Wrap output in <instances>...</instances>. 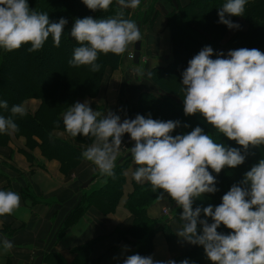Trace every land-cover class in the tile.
Wrapping results in <instances>:
<instances>
[{"label":"clouds","instance_id":"clouds-1","mask_svg":"<svg viewBox=\"0 0 264 264\" xmlns=\"http://www.w3.org/2000/svg\"><path fill=\"white\" fill-rule=\"evenodd\" d=\"M119 6L115 15L107 18L75 19L70 31L78 47L73 50L71 67L86 66L99 72L100 54L120 56L142 39L135 21L125 18V9H137L141 0H115ZM248 0H226L218 11L219 23L228 29H239L227 17H243ZM91 11L107 12L113 0H82ZM68 21H51L47 12L31 9L28 0H0V50L12 52L30 45L28 52L43 48L52 38L59 47ZM215 55V59H213ZM151 77V73H147ZM183 111L186 116L201 115L207 124L240 148L226 147L216 142L197 126L187 134L172 133L180 121H163L136 115L121 117L112 111L101 116L89 102H76L63 114L65 132L76 138L92 137L93 142L81 153L101 176L115 178L116 160L122 139L129 135L134 146L127 149L133 164L132 178L148 183L157 200L165 193L182 209L183 222L176 236L190 244L202 246L211 264H264V159L252 166L239 184H234L213 208H193L194 201L204 194H215L217 175L227 167L244 164L250 148L264 145V52L258 48H238L214 53L211 46L203 47L188 61L182 72ZM0 101V109H8ZM10 115H0V134L19 131L14 117L26 115L23 104H15ZM188 127V125H184ZM241 149L243 151H241ZM162 190V191H161ZM20 207L18 193L0 190V217L12 215ZM208 219H200L201 212ZM223 225L229 234L218 232ZM199 226V231H198ZM4 251L14 245L0 237ZM127 251V248H125ZM123 264H176L175 260L160 261L152 256L132 254ZM180 264H190L184 259Z\"/></svg>","mask_w":264,"mask_h":264},{"label":"trees","instance_id":"trees-1","mask_svg":"<svg viewBox=\"0 0 264 264\" xmlns=\"http://www.w3.org/2000/svg\"><path fill=\"white\" fill-rule=\"evenodd\" d=\"M141 2L142 4L135 10L125 9V18L135 21L137 25L146 29V41L158 40L155 27L160 21L159 31L169 32L171 60L165 66L147 70L146 74L150 72L151 77L146 75V79L151 83L153 92L141 91L132 110L136 111V115L145 118L150 115L152 119L180 121L181 126L172 133L173 136L187 134L199 126L205 134L213 136L216 142L226 147L240 148L241 146L235 141L218 134L215 128H208L207 122L201 115L184 114L182 72L187 68L188 61L205 46H211L214 53L222 51L225 56L229 50L242 47L258 48L264 52V0H248L243 17L226 15V18L240 25L239 29L231 30L218 22V11L226 0H149V2L141 0ZM28 3L31 9L47 12L51 21L58 22L59 19L64 18L68 23L64 28L59 47L54 46L52 38L49 37L43 48L36 52H28L30 45H23L19 50L12 52L0 50V101H7L9 106L8 109H0V115L8 117L13 105L24 104L30 99L38 100L39 105L34 112L26 111V115L14 117L19 131L12 135L15 138H25L26 147L20 149V152L29 161H33L31 151L38 148L44 158L55 159L60 163L61 173L70 174L81 164L83 160L81 153L84 149L56 136L55 133L58 132L66 133L62 115L76 102L88 101L91 107L92 101L104 95L108 79L125 60V53L120 56L111 53L100 54L97 60L101 65L99 72L94 73L86 66L71 67L69 61L73 54H69L67 49L72 46L70 42L76 45V41L71 38L70 31L75 19L89 16L94 19L107 18L115 15L119 6L113 0L107 12H93L82 3V0H28ZM157 4H162V9H158ZM212 58L215 59V55ZM104 107V103L97 106L101 116L105 115ZM10 138L11 135L0 134V148L7 147ZM71 138L75 143L86 146L93 142L91 136L85 138L83 135H78L76 138ZM261 159H264V145L250 148L244 164L235 169L225 167L217 175L209 168L216 177L218 191L215 194H204L196 199L193 208L200 207L203 210L209 205L213 208L218 206L222 202L223 195L234 184H239L245 173ZM9 160H12L11 152L2 160V165L8 168V172L5 171L3 174L7 183L11 182V173L16 176L20 174L14 165L8 163ZM124 168L125 163L116 164L115 178L107 177L106 183L98 190L93 192L80 190L78 201L61 223L57 238L62 237L65 231L91 207L102 210L104 214L115 210L125 183ZM132 187V192L125 201V208L133 218L132 225L127 230L120 231L119 235L122 241L133 247L132 254L149 256L153 250L152 239L156 229L166 230V226L163 225L152 228L153 221L147 216V208L157 200L159 192L153 193L148 183L133 182ZM20 193L24 199L32 200L30 201L32 205L38 202L44 204L51 202L45 198L38 199L39 197L38 200L34 198L33 200L28 184ZM169 212L182 226L183 222L180 220L182 209L178 208L170 198ZM200 219H208L211 223L210 218L203 215V211ZM11 228V224H3L0 234L11 235L13 231ZM217 231L230 233V230L223 225ZM168 236L170 238V234ZM92 244L93 242H89L73 250L75 256L71 264H97L90 260ZM201 249V246L195 245L184 256L175 259L176 264H180L184 259L189 260L190 264H203ZM123 260L119 264H123ZM7 264L13 262L9 260ZM41 264L66 263L56 254L51 253V256H44Z\"/></svg>","mask_w":264,"mask_h":264},{"label":"crops","instance_id":"crops-1","mask_svg":"<svg viewBox=\"0 0 264 264\" xmlns=\"http://www.w3.org/2000/svg\"><path fill=\"white\" fill-rule=\"evenodd\" d=\"M160 29L161 23L159 21L155 27V33L158 34V40L166 43L169 49V32L168 30L159 31ZM145 43L147 42L142 33L138 66L143 71V65L147 62L143 58L144 51H142ZM155 51L156 49L153 50V54H149L148 48V54H145L146 57L152 58L154 55L158 56V54H155ZM156 52L160 53V50ZM163 56L165 58L164 64L154 66L147 64L145 65V69L163 66L171 60L169 50L168 54H164ZM110 78L104 95L91 102V104H94L92 109L93 111H97L96 107L104 103L105 115L110 110L119 115L121 121L125 118L130 119L132 111L130 112V109L129 111L125 110V107L129 108L128 104H130V107L132 104L135 106V102L131 103L132 97L130 96L126 100L127 102H124L125 98L123 94L125 89L121 94L119 91L120 85L114 87L111 82L112 77ZM133 79L135 83H138V76ZM142 79L145 80L146 76ZM139 93L140 91L137 95ZM55 134L71 144L80 146L82 149L89 146L75 143L64 132ZM10 139L7 147L0 148V172L2 173L0 175V190H11L18 193L20 196V207L12 215L0 217V230L5 223L11 224V229H13L11 235L7 236L1 233L0 237L7 238L14 245L10 251H4L2 245H0V264H7L9 260L13 264H41L44 256H51V253L56 254L66 264H71L75 256L73 250L89 242H93L90 260L97 262V264H119L126 256L133 253V247L122 241L119 235L120 231H125L132 225L133 218L131 213L125 208V201L128 194L132 192V183H137L132 178V171L135 165L133 164L130 152L127 150L134 146V142L131 141L129 135H124L120 154L116 160V164L125 163L123 171L125 183L123 184L122 196L115 210L112 213L104 214L102 210L96 207L89 208L60 238H57L60 225L78 201L80 190L83 189L85 192L96 191L106 183L107 177L101 176L95 166L84 159L73 172L63 174L60 171V163L55 159L47 160L44 158L38 148L31 151L33 161H29L20 152V149L26 147L25 138H15L11 134ZM34 139L38 141L36 138ZM10 152L12 153V160H9L8 163L14 165L20 174L16 176L14 173H11V182L7 183L3 174H5V171L8 172V168L2 165V160L6 156L8 157ZM27 184L30 185L32 199L45 198L51 202L46 204L38 202L32 205V202H30L32 200L28 198L24 199L20 193L21 189L27 187ZM164 195V200H155L147 208V216L153 221L152 228H157L161 225L166 226V230L156 229L152 239L153 250L149 255L155 260L160 261L175 260L178 257L184 256L187 251L192 250L195 246L180 240L176 236L181 225L171 214L165 215L163 213L169 209V197L167 194ZM37 197L39 198L37 199ZM125 248H127V251H125ZM201 259L203 262V255Z\"/></svg>","mask_w":264,"mask_h":264},{"label":"rangeland","instance_id":"rangeland-1","mask_svg":"<svg viewBox=\"0 0 264 264\" xmlns=\"http://www.w3.org/2000/svg\"><path fill=\"white\" fill-rule=\"evenodd\" d=\"M147 1L149 2V0H147ZM141 4H142V2H141ZM156 6L158 9H162V4H157ZM138 28H139L141 34L143 33V36L145 37L147 35L145 32L146 29H143V27L140 25H138ZM145 41H146V39H145ZM146 42L147 43H145L142 47L143 48L142 51H144L143 58L147 61L146 64L143 65L144 71L141 70L142 68H140V66H138V67L132 66V62L129 58V56L131 55L132 50H133V45H131L129 47L128 51L125 53V58H124L125 60L122 61L121 67L116 69L117 70V71L115 70L116 72L113 71L114 73H112V76H111L112 77V81H111L112 85L114 87L115 86L118 87V85H120L119 91L121 94H122L123 90L125 89V92L123 94V96L125 98L124 102H127L126 100L129 99V96L132 97L131 103L135 102L137 93L139 91L140 92L141 91L153 92L152 87H151V83L147 79H145V80L142 79L143 77H145L147 75L146 70H148V69H145V65L149 64V65L154 66V65L164 64L165 58L163 55L168 54V50L170 51V48L168 49L166 43H163L162 41L160 42V40L150 39L149 42L148 41H146ZM70 43L72 46H69L67 51L69 52V54H71V53L73 54L74 48L77 47V42H76V45H75V43L73 44V42H70ZM145 45H146V50H145ZM148 48H149V54H153L154 49H156V51L160 50V53L155 51V54H158V56L154 55L152 58H148V57H146V55L148 54ZM165 65H163V66H165ZM134 71H136L135 74H134ZM137 76H138V81H137L138 83H135V80L133 78L137 77ZM32 100H34V101H32ZM38 102L39 101L36 99H30L29 101L25 102L23 105L27 109L26 110L27 112H33L36 109ZM90 105L92 108V106L94 104L92 103ZM128 106H129V108L125 107V110L129 111V109H130V112L132 111L131 115H130L131 116L130 119H134L136 117V111L132 110L134 105L132 104L130 107V104H128ZM96 110H97V107H96ZM123 116H125V115H123ZM206 126H208V128L210 127V129L214 128L209 124H207ZM29 188H30V185H29ZM168 206H169V204H168ZM163 213L165 215L170 214L169 209H167V211H165ZM201 248H202L201 250H202V255H203V264H211V261L209 259H207L202 246H201Z\"/></svg>","mask_w":264,"mask_h":264},{"label":"water","instance_id":"water-1","mask_svg":"<svg viewBox=\"0 0 264 264\" xmlns=\"http://www.w3.org/2000/svg\"><path fill=\"white\" fill-rule=\"evenodd\" d=\"M140 50H141V40L133 44V56H132V65L138 66L140 59ZM136 71H134V74Z\"/></svg>","mask_w":264,"mask_h":264},{"label":"built area","instance_id":"built-area-1","mask_svg":"<svg viewBox=\"0 0 264 264\" xmlns=\"http://www.w3.org/2000/svg\"><path fill=\"white\" fill-rule=\"evenodd\" d=\"M129 58H130V59L132 58V54L129 56Z\"/></svg>","mask_w":264,"mask_h":264}]
</instances>
